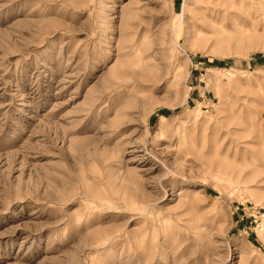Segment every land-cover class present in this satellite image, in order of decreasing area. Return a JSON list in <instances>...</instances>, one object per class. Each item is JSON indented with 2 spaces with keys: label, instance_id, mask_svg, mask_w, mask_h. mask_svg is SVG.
<instances>
[{
  "label": "rangeland",
  "instance_id": "obj_1",
  "mask_svg": "<svg viewBox=\"0 0 264 264\" xmlns=\"http://www.w3.org/2000/svg\"><path fill=\"white\" fill-rule=\"evenodd\" d=\"M0 264H264V0H0Z\"/></svg>",
  "mask_w": 264,
  "mask_h": 264
}]
</instances>
